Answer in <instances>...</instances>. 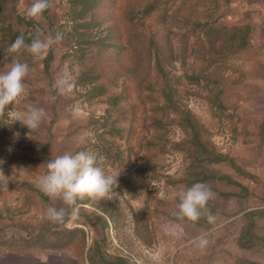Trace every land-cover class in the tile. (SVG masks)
I'll use <instances>...</instances> for the list:
<instances>
[{
    "label": "rangeland",
    "instance_id": "obj_1",
    "mask_svg": "<svg viewBox=\"0 0 264 264\" xmlns=\"http://www.w3.org/2000/svg\"><path fill=\"white\" fill-rule=\"evenodd\" d=\"M83 1L88 10L81 20L73 13L75 4L83 6L79 0H51L36 22L26 16L34 0H0V71L16 57L29 65L27 96L0 118V172L6 177L0 187L21 183L16 179L21 171L47 170V162L62 155L48 148L59 137L58 143H69V153L89 152L106 175L118 177V187L91 199L93 206L80 208L77 219L88 212L103 218L104 228L87 230L102 237L106 259L264 264V0ZM246 25L247 46L236 51L231 28ZM37 27L45 35L62 33L63 39L42 59L27 51L6 53L20 34L30 43ZM58 76L74 84L71 92L54 87ZM32 107L47 115L39 129L29 131L15 113ZM183 110L232 164L197 167L182 150L186 145L177 146L185 140ZM39 137L48 149L43 152L52 155L34 162L24 156L25 148ZM201 169L208 176L204 184L215 193L208 208L216 220L179 221L184 180ZM51 228L47 240L56 242L79 227L75 220ZM198 236L208 240L205 247L193 243ZM79 237L72 236L69 249L81 247Z\"/></svg>",
    "mask_w": 264,
    "mask_h": 264
},
{
    "label": "clouds",
    "instance_id": "obj_2",
    "mask_svg": "<svg viewBox=\"0 0 264 264\" xmlns=\"http://www.w3.org/2000/svg\"><path fill=\"white\" fill-rule=\"evenodd\" d=\"M51 0H34L26 9V16L36 22L43 19V14L50 8ZM35 37L30 43L20 34L8 47L6 53L19 54L27 51L34 59H42L48 51L63 39V34L57 32L55 36L45 33L37 27ZM7 55L5 59H7ZM4 71H0V118L6 115L11 105H18L27 96L25 79L29 74V65L21 62L18 57L5 64ZM54 87L61 94L72 91L74 84L67 78L58 76ZM46 111L42 107H32L26 112H16V122L27 127L29 131L40 128L46 118ZM19 137V133H14ZM101 160L103 157L100 158ZM114 175H106L101 167L97 166V157L89 152L80 151L75 154L65 153L58 155L47 162L46 174L38 178V187L44 195L52 200L62 202V207H48L45 215L53 223H71L80 218L81 203L85 199H103L112 191L113 186L118 187ZM6 177L0 172V184ZM163 195V194H162ZM215 193L204 183H195L179 193L178 212L175 214L179 221L198 222L206 217L214 222L216 217L208 208L210 200ZM200 247H205L208 240L198 236L193 241Z\"/></svg>",
    "mask_w": 264,
    "mask_h": 264
},
{
    "label": "crops",
    "instance_id": "obj_3",
    "mask_svg": "<svg viewBox=\"0 0 264 264\" xmlns=\"http://www.w3.org/2000/svg\"><path fill=\"white\" fill-rule=\"evenodd\" d=\"M60 139L62 138L52 137L48 148H53L54 153L59 151L62 155L69 153V143L63 146L62 143L57 142ZM42 148L48 151L46 143H43L40 137L35 138L32 145L25 148L24 156L39 162L43 156L52 155L51 152H43ZM46 172V169L21 171L17 176L11 175L16 176L21 183L17 186L0 187V264H91L88 255L93 251V245L97 242L101 249L102 237H92L87 228L100 230L102 226L98 221L104 220L100 215L89 212L85 213L86 215L79 222L76 220L80 229H69V231H75V229L81 231L80 233L72 232L73 235L80 236L79 249L68 248L73 235L65 231L62 233L65 238L56 239V242L47 240V237L53 233L52 225L59 223H53L47 219L46 209L59 208L63 205L61 201L52 200L40 191L38 179L35 177L39 178ZM23 182H29V184H23ZM91 201V199H85L80 202L81 208L93 206ZM100 252L103 253L102 250Z\"/></svg>",
    "mask_w": 264,
    "mask_h": 264
},
{
    "label": "trees",
    "instance_id": "obj_4",
    "mask_svg": "<svg viewBox=\"0 0 264 264\" xmlns=\"http://www.w3.org/2000/svg\"><path fill=\"white\" fill-rule=\"evenodd\" d=\"M75 2L78 0H74ZM79 4H82L83 6L80 9L78 8V5H74V18L75 20H81L84 18V13L88 10V2H84L83 0H79ZM90 7V6H89ZM151 6L144 7V11L147 13L149 12ZM46 13V12H45ZM232 38L231 40L236 41L237 47L236 51H239L247 46L249 35L251 33V28L249 26H235L231 28ZM154 41L150 39L149 45H153ZM50 55H48L45 59V69H48V62L50 60ZM156 69L162 76V69L160 66L159 61L157 60V67ZM163 98L165 100H169L172 102V97L170 93H165V91H162ZM182 117V124L180 126L183 127L184 133H185V140L179 143L177 146L181 147L182 145H186V149L182 148L186 154L191 155L190 158H193L192 160L194 163H197V167L201 165L203 162H205L206 165L211 164H219L224 161L229 162L232 164V161L228 159L226 155H223L218 151L214 146H212L209 141L207 140V133L204 128V126L189 112L186 110H183L181 112ZM264 132V123L261 126ZM234 167V166H233ZM194 169V167H192ZM195 170V169H194ZM197 176H201L198 178ZM208 176L204 169H201L198 172H195L191 175V179H185L184 182L186 183L187 188L192 186L195 183H204L207 180ZM222 180H227L229 182L230 179L226 176L220 177ZM99 224H101L102 228L105 227V221H98ZM76 232H81L80 230L75 229ZM75 231H68L67 233L70 235H73L72 232ZM93 251L89 253L88 260L91 264H130L129 260L124 257H115L114 259H106L102 253L100 252V246L97 244V242L93 245Z\"/></svg>",
    "mask_w": 264,
    "mask_h": 264
}]
</instances>
